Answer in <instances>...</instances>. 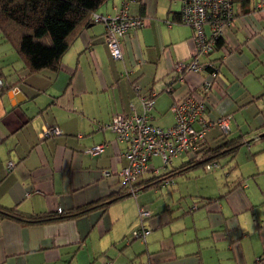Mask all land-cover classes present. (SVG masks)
I'll use <instances>...</instances> for the list:
<instances>
[{
  "label": "crops",
  "instance_id": "obj_1",
  "mask_svg": "<svg viewBox=\"0 0 264 264\" xmlns=\"http://www.w3.org/2000/svg\"><path fill=\"white\" fill-rule=\"evenodd\" d=\"M123 5L145 23L124 34L123 54L116 62L110 59L102 21L79 33L57 70L37 72H28L0 31V79L5 85L0 92L1 207L44 215L105 199L121 185L112 177L115 173L105 176L103 170L117 171L127 160L122 155L126 145L102 125L117 113H129L131 105L140 112V97L154 92L152 122V109L164 105L156 104L155 96L165 92L166 84L173 86L172 95L167 92L169 108L192 91L201 93L206 71L188 72L181 81L173 77L174 63L191 59L194 41L191 26L171 22L181 0H108L96 12L114 15ZM253 6H234V21L224 29L225 47L210 55L219 70L204 113L210 124L204 144L242 140L228 156L235 157L232 169L240 165L241 176L231 186L227 183L223 194L203 196L210 204L208 216H173L136 203L139 217L140 210L150 214L133 229L147 233L126 240L107 232L118 210L124 233L131 229L133 219L124 217L122 204L117 206L127 196L72 219L25 224L0 217V264H94L101 258L102 264H264V18ZM203 28L208 34V25ZM220 117L226 118V131ZM49 126L59 132L42 138L41 131ZM99 143L106 144L104 151L90 155L88 148ZM174 158L160 172L188 160L174 163ZM152 161L160 166L159 159ZM200 167L205 170L196 164L177 175Z\"/></svg>",
  "mask_w": 264,
  "mask_h": 264
},
{
  "label": "built area",
  "instance_id": "obj_2",
  "mask_svg": "<svg viewBox=\"0 0 264 264\" xmlns=\"http://www.w3.org/2000/svg\"><path fill=\"white\" fill-rule=\"evenodd\" d=\"M258 12L264 13V0H257L255 4ZM231 0H185L183 2L184 24L193 29L194 41L198 52L189 61H176L173 71L175 80H182L188 72L206 70L207 77L200 83L201 93L190 92L179 99H175L170 106L174 114V122L166 127L153 124L149 110L153 106L154 93L149 96H141V111L131 105L129 113H117L112 119L102 125L103 128L115 132L116 141L123 142L126 147L122 153L127 160L126 164L118 171L103 170V175L112 173L119 175L122 183H133L140 175L151 171L153 174L160 173L165 169L174 157L197 149L203 143L205 130L208 128L209 120L205 118L206 104L209 101V92L214 87L218 78V66L212 62L203 64L200 62L199 53L206 55L215 45L217 39L223 32L226 24L231 23L232 12ZM95 21L105 24V38L108 48L114 59L122 57L121 40L124 34L143 26V20L139 17L129 15L126 8H121L114 15L94 14ZM204 25H208V34L204 31ZM205 67H208L204 69ZM3 81L0 79V87ZM168 84L167 87H169ZM223 130H227L225 117L217 119ZM54 126L44 127L40 133L42 138L58 133ZM105 143H99L88 148L90 155H98L105 149ZM154 158L159 159L160 166H156ZM216 161L209 162L205 166L211 168L216 166ZM13 162H7V168L11 169ZM165 180L163 183H166ZM134 193V191H133ZM57 211H61L58 207ZM149 210H140V218L149 216ZM147 233L145 228L132 232L133 238H143ZM103 264H109L107 262Z\"/></svg>",
  "mask_w": 264,
  "mask_h": 264
},
{
  "label": "trees",
  "instance_id": "obj_3",
  "mask_svg": "<svg viewBox=\"0 0 264 264\" xmlns=\"http://www.w3.org/2000/svg\"><path fill=\"white\" fill-rule=\"evenodd\" d=\"M107 1L108 0H0V31L5 40L11 44L13 49L21 57L28 72H37L42 69L57 70L60 65L61 57L68 49L69 45L82 30L92 23L97 22L94 20V14L98 13L96 12L97 9ZM184 1L185 0H181V8L178 12L173 13V20L171 22L184 24L182 19ZM255 1L231 0V4L234 6L239 5L242 10V8H248L250 5L253 6ZM259 16L264 18V13L259 12ZM137 17H139V15H137ZM139 18H141V16ZM234 18L235 13L231 18V23L226 24L222 34L215 39L216 43L213 45L212 50L206 55H203L207 57V60L200 62L203 64L207 62L215 64L216 61L211 59L210 55L214 51L225 47L223 42L224 29L231 26ZM141 19L143 20V18ZM143 23H145L144 20ZM218 61H221V58ZM206 68L208 67L204 69ZM210 69L209 67V69L206 70ZM173 77H176L175 74ZM167 86L168 84L164 87V91L172 95L173 86L171 84L169 87ZM4 87L5 85L3 83L0 87V92L5 89ZM152 93L154 92L149 94L152 95ZM241 140L242 138L228 139L214 147L205 146L203 141L197 149L190 152L188 160L180 165L170 170L151 175V177L148 178V176H146L147 173H152L149 171L140 175L133 183H122V180H120L122 184L118 191L105 197V199L98 200L88 205H82L71 210L61 209V211H57L56 209L44 215H27L17 210L0 206V217H9L25 224L43 223L72 219L83 215L90 209H106L110 203L124 196L132 195L133 191L136 192L149 186H160L169 176L181 174V172L188 170V168L193 165L201 164L205 167L209 162H217L221 157L233 155L238 149Z\"/></svg>",
  "mask_w": 264,
  "mask_h": 264
},
{
  "label": "rangeland",
  "instance_id": "obj_4",
  "mask_svg": "<svg viewBox=\"0 0 264 264\" xmlns=\"http://www.w3.org/2000/svg\"><path fill=\"white\" fill-rule=\"evenodd\" d=\"M122 8H126L127 10V7L124 5L122 6ZM231 8H232V12L230 18H232L235 13L234 5H232ZM254 11H258V8H256V6L254 7ZM193 46L192 45L190 46V50H192V56H194L198 52V48L196 46L195 41H193ZM198 57L200 58V61H202V58L204 56L203 54L199 53ZM110 59L113 62H116L118 60V59L116 60L112 59L111 56ZM145 63L148 65L149 69L153 67L152 63H147V62ZM124 75L125 74L121 76ZM125 77L127 79L128 85L131 87L134 94L137 95V91L135 89L136 87L134 88V85L130 83L127 76ZM155 83L157 84L155 87L158 88L159 82L156 80ZM108 97L112 100L113 96L111 92L108 93ZM168 99L169 97L166 91L161 92L157 96H155L154 102H156V104H159L160 102H164V105H162V107L160 108L157 107L156 105L152 109L151 112L155 118L154 120H152L153 124L166 127L173 123L174 114L172 113V111H170ZM129 105L130 102L128 103V106ZM116 111L117 110H115L114 113ZM160 112H162V114ZM186 157H188V155L183 153L181 157L174 158L173 162L177 163L180 160V158L184 159ZM235 161H236L235 157L229 158L228 156H226L224 158H221L219 161H217L218 163H216V166H212L211 168H206L205 166V170L201 167L194 170H190L188 173L182 176L177 175L167 178L168 181H166V183H163L160 187L149 186L144 190H139L134 192L132 195L127 196L126 198H124L123 200L117 203L118 207L120 204L123 205L124 217H127L129 220L133 219L132 221L133 225L131 229L127 233H124L125 227H124L123 219L121 218V213L118 210L116 212V215H114V217H112L111 219V229L107 233L117 234L119 236L120 234H123L120 237V239L123 240H126L128 237L131 238L133 237L132 236V232L134 230L133 228L139 227L141 224V220L144 219V217L140 218L138 216L136 203L141 204L143 206L145 205L149 209L153 208V209H157L158 211L160 210L166 211L167 214H171L173 216H177L179 215V213L184 212L189 217H191L192 214H194L196 217H201L202 215L204 216L206 215L207 217L209 214L208 208L210 204H205L207 200L203 198V196L210 197V196H218L219 194H223V187L227 188V183L230 184L231 186L233 181H235L237 177L241 176L238 172L239 171L238 168L240 165L232 169V167L235 164ZM168 168H170V166ZM146 176H148V174ZM112 177L115 178L117 185H121V182L120 181L118 182V180L121 178L116 173ZM224 192H226V189ZM146 221L147 220L145 218L143 222ZM104 259L105 258H101L99 261L96 260L94 264H102V262H104L103 261Z\"/></svg>",
  "mask_w": 264,
  "mask_h": 264
},
{
  "label": "water",
  "instance_id": "obj_5",
  "mask_svg": "<svg viewBox=\"0 0 264 264\" xmlns=\"http://www.w3.org/2000/svg\"><path fill=\"white\" fill-rule=\"evenodd\" d=\"M15 98L17 99V96L15 95Z\"/></svg>",
  "mask_w": 264,
  "mask_h": 264
}]
</instances>
